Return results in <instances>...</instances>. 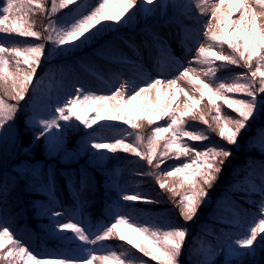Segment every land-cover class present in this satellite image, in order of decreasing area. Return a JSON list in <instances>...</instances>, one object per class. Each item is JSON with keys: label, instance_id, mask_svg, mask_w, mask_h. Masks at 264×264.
Here are the masks:
<instances>
[{"label": "snow or ice", "instance_id": "obj_1", "mask_svg": "<svg viewBox=\"0 0 264 264\" xmlns=\"http://www.w3.org/2000/svg\"><path fill=\"white\" fill-rule=\"evenodd\" d=\"M168 7L177 11L172 22L181 24L182 47L186 53H195L188 66H183L168 45L153 36L163 60L176 65V75L167 77L163 62L158 60L157 78L145 75L143 83H138L134 77L116 73L107 91L74 86V93H66L62 102L57 97L54 111L49 107L51 97L45 94L44 78L37 76L45 60L72 55L106 33L131 26L138 16L147 19ZM193 7L199 16L193 15ZM36 14L47 21L42 31H36L31 21ZM181 16L193 21L195 26L186 29L179 19ZM0 34H3L0 36V144L8 140L15 143L19 136L16 125L19 105L31 94V115L24 126L32 132V143L43 139L50 151H58L67 132L79 125L92 129L85 132L88 139L83 142L85 149L96 150L91 153V159L103 163L117 158L108 154L121 152L144 161L152 171L135 174L153 177L158 188L170 195L185 224L193 222L199 209L206 206L210 190L233 155L231 147L223 145L194 147L193 144L211 137L202 130L187 127L186 121L198 120L221 141L238 147L242 130L264 111V0H171L170 3L168 0H50V7L48 0H3ZM12 36L44 42L10 46L4 41ZM46 43L51 47L46 48ZM117 62L133 65V71H143L126 57L117 58ZM193 64L200 67H192ZM229 66L246 71L231 73ZM218 71L228 75L218 76ZM222 107L235 113V117L224 114ZM101 121L126 126L124 134L114 124H100ZM145 123L150 128L146 136L139 131ZM98 124L100 129L116 131V137L105 141L93 128ZM128 137L134 140L129 142ZM253 148L264 155V135H260ZM169 160L181 162L169 165ZM261 168L260 184L249 181L243 189L238 183L231 186L235 191H244L249 199L252 194H259L261 202L257 211L251 214V219H246L247 213L234 210L235 218L228 222L239 231L218 237L215 246L205 247L202 237L194 238V244L189 245V256L200 257L194 264L218 261L219 264H259L256 257L264 252V161ZM251 174L249 169L248 175ZM28 183L33 190L43 191L49 201L44 208L33 205L36 215L49 218L43 231L67 244L74 255L34 252L18 231L9 226L11 217L5 215L3 205L7 203L10 188L7 181H0V264H148V260L154 264H182L180 258L190 229L176 224L167 215L142 219L138 213L146 210L135 206L164 201L141 191L128 192L109 178L108 190L115 192V199L106 202L101 220L93 223L85 212L90 202L82 199L89 187L86 175L66 180V184H71L70 209L59 204L54 174L33 169ZM122 227L136 238L123 234ZM196 240L199 247L195 246ZM109 241L120 244L113 246ZM116 247L121 248L119 253Z\"/></svg>", "mask_w": 264, "mask_h": 264}, {"label": "rangeland", "instance_id": "obj_2", "mask_svg": "<svg viewBox=\"0 0 264 264\" xmlns=\"http://www.w3.org/2000/svg\"><path fill=\"white\" fill-rule=\"evenodd\" d=\"M168 2L170 3L171 0H168ZM178 2H182V0H178ZM192 11H194L193 12V13H195L194 15L199 16V12L195 8ZM63 12H66V10H63ZM63 12L58 14V15H62ZM141 17H143V16H138L137 21L135 23H133L131 26H129L126 31H124V28L122 27L117 32H110V33L104 34L100 39L97 40V41H101L99 45H95V42H96L95 41L90 46L82 48L81 50L75 52L72 55H68V56H64V57H52V58L47 59L43 62L42 66L38 69L37 76L44 78V91H45L46 95H49L51 97V100L49 101V107L53 111H54V108L57 104V97L58 96L61 98V102H62V98L64 97V95L66 93L67 94H73L74 93V90L71 89V87H68L67 80L69 81V79L71 77H74L77 75V66L74 65L75 60L79 61L81 59H84L85 61H87L90 59L89 57L81 58V57H77L76 55L81 56V53H83L85 51L94 52V51H96L97 47H99V46H103V45L105 46V45H107L109 43H113L115 41L118 43L120 40L124 39L125 37L126 38L129 37V38H132L134 40L133 43L131 44L134 46L133 48L137 47L138 50L147 51L146 55L150 56V54H151V56H153V59L156 58L157 61L160 60L161 62H163L164 67L166 69V67L169 64L174 65V63L171 61H165V60H163V58H160L161 56H159L160 55L159 50L155 47V42H154L153 38H151V40L142 39V37L139 34L140 32L150 31L153 28V30L156 31V33L158 34L157 37L160 38V41L162 43H166L168 45L172 55L175 56L178 60H180V62L183 66H185V67L188 66V62L190 60H192L195 53L194 52L186 53L184 48L181 46L182 43H180V45L178 44V49H175L174 47L172 48V44L175 43V41H176V39L174 38V35H176L178 33V27H179V23H177L178 24L177 25L175 22H172L175 18H177V11L171 7H168L164 11H160V12L149 17V18H152L151 21L154 20L156 22V23H154L153 26L143 25L141 28H138L136 26V24ZM54 19H55V17H54ZM179 19L182 21L183 24L192 25L194 23L193 21L188 20L187 18H184L182 16L179 17ZM200 19L203 20V19H206V17H200ZM37 20H38L37 25H39L40 19H37ZM45 23H46V19L42 20V25L40 26V29L43 30V26ZM190 29L191 28H189V30ZM0 36H3V34H0ZM103 37H105V39H102ZM6 40H10V37H8ZM201 40H203L202 36H201ZM42 42H44V41H41V43ZM135 42H137V43H135ZM145 42H147V44ZM127 43H129V41H127ZM189 43H190V41H189ZM48 47H51V45H48L46 43V48H48ZM103 48H105V47H103ZM192 67L199 68L200 66L193 64ZM145 69H144V71H146ZM147 69H149V66L147 67ZM166 71L167 70H165V72ZM139 73L140 74H138V76L136 78L138 83H143L142 77L145 75L149 76L150 78H157L160 76V73L157 70L155 73H152V74H145L143 72H139ZM66 75H67V77H66ZM174 75H176V71L170 72L166 76L171 77ZM64 76L66 77V88L64 87V88L60 89L59 88L60 87V81H62L61 78H64ZM80 78L81 77L76 78L74 80V82ZM74 82L72 84V87L74 85ZM82 84H83V82H81V85ZM49 86H50V90H49ZM181 86L186 87V85H184L183 82H181ZM107 89H108L107 87L104 88L102 90V92L107 91ZM32 99H33V96L30 94L26 98V101H22L19 105L20 111L16 115V125H17V128L19 130V136H18L19 139L20 138L22 139L23 135H26L27 130H28L27 127L24 126V121L31 115L30 104H31ZM206 103L207 102L205 101L204 104L206 105ZM261 119H262V117L259 118L258 124L254 125L255 128H260L259 123L262 121ZM61 123H63V122H61ZM100 124H114L116 128L121 130V132H120L121 135L124 134L123 130L126 128V126L121 125L118 122L101 121ZM146 125L147 124L145 123L144 126H146ZM94 126L98 128L100 136L103 137L105 139V141L112 140L117 135V132L113 131L111 129H108V128L100 129L99 124L94 125ZM143 127L141 129H143ZM261 127H263V126H261ZM255 128H254V130H255ZM262 130H264V129H262ZM262 130L260 131V134L258 135L257 140H255V143H257L259 141L260 135H264V131H262ZM127 131H132V130L127 129ZM18 138L16 139L15 143L17 142ZM127 139L129 140V142H131L134 140V137H128ZM251 139H253V140L244 141L245 143L243 144L242 140L240 138H238V146L240 145V147H238L239 150H237V148L235 146L236 151L241 152L242 145L244 147L252 146L251 142L254 143L255 138L252 137ZM79 142H80V140L77 139V136L74 134H71V131H69L66 134V140L63 144V147L58 151H50L46 147L43 140H42V142H39V143H43L44 147L46 149H48V156L50 158H58L61 164L73 166V165H78L80 163L79 158L83 152V150H80L79 153H76V150L79 148L77 146V143H79ZM14 144L12 143L11 140H8L5 143L0 144V149H1L0 155L2 153V155L0 157L1 164L4 161L5 157L7 156V154L9 153L11 146ZM213 144L223 145L224 147H231V149L233 148L232 146L227 145L226 142L221 141L219 139V137L217 136V134L214 136ZM207 145L208 144H199L196 147L202 148V147H205ZM79 146H80V143H79ZM36 154L37 153H35V155ZM128 156H130V155H128ZM229 161H231V160H229ZM122 162H125V166L127 168V172H123L124 184H127L126 188H125L126 191H128V192L141 191V192H144L145 194H147L149 196H151L150 190H152V187H154V188L157 187V189L159 191H161L158 188V186L155 184L153 177L138 176L135 174L137 172L152 171V169L149 168L144 161H140L139 158L131 156V158L124 159ZM228 162L225 164V168L227 167ZM93 163L95 164V161ZM79 165L82 166V164H79ZM12 167L13 166H11L8 169V173H9L8 174L9 175L8 181H9L10 192L7 196V203L5 205H3L5 215L11 217V219L9 221V226L11 228H13L14 230L23 229L27 233L26 236L27 235L30 236L32 234H30V232L26 230V227H27L26 223H24L22 225L15 224V220H16L17 216H16V211L14 208L18 205V203L22 199H21V193L19 191L20 187L17 188L19 177L16 176V173L14 172V169L12 170ZM252 168H253L252 170H254V172L258 173V176H255V177L253 176V178L251 180H247L246 185L248 184L249 181H253L256 184H259L261 181V178H260L261 177V171H262L261 166H259L258 163H255L252 166ZM36 169L42 170L45 172V170L43 168H41V166H38ZM46 173H48L49 175H51V174L55 175L53 165H51L47 168ZM115 174L117 175V173H115ZM143 178L146 179V181L148 179L149 188L151 187L149 190L150 193L149 192L146 193L145 189L143 190L141 187L135 186L136 181H138L139 179H143ZM87 179H88V183H89V187H88L89 190L88 191H90V192L87 195L83 194L82 199H85V200L90 202L88 207H86L85 212L87 213V219L89 221L95 223V222L101 220L97 216L98 207L96 205V199L94 198L96 190L91 185V181H92L91 176L87 177ZM243 179L246 180L245 177H243ZM149 180H151V181H149ZM148 184H147V187H145V188H148ZM57 187H58V183H56V189H57ZM162 193H163V195H165V197H166V195H168L167 192H162ZM42 195L44 196V198H39L38 195H34V196L29 197L27 199V201L28 202L32 201L33 203H35V205H37L38 208L47 207L49 204V201L46 200L47 198H46V195L44 192ZM163 195H162V197H164ZM213 195H214L213 191L210 190V192H209L210 200L214 199ZM71 198H72V196H71ZM164 198H162V199H164ZM162 199L160 198V200H162ZM122 203H132V202H122ZM170 203L171 204H170L169 208H166V209H168L171 213H173V215H171V217L169 215V212L166 213V212H163L160 210L152 209V207L162 206L160 204H144V203H138L137 204L136 203L135 206L138 209L146 210L144 212L138 213V215H140L142 219L147 218L149 220H152L155 217L167 215L173 221H175L176 224H178L180 226L187 227L189 229H192V223L193 222H189L188 224H185L184 221L179 217L178 207L173 203V201ZM60 205H62L64 208H68V206L66 204L60 203ZM145 205H148L149 208H151V209L145 208L146 207ZM210 208H213V211H212L213 214L214 213L219 214V212H220L221 215L223 214L227 220L232 219L234 217V215H233L234 210H238L239 212H241V207L239 206V204L233 200L228 199V198H225V199L219 198V199L213 200L210 204ZM68 209H70V208H68ZM103 209L104 208L100 209L101 213H102ZM208 209H209V207H207L205 211H207ZM199 211L202 212V209L200 208ZM217 211H219V212H217ZM33 217H35V218H41V217L48 218L47 216H38V215H36L35 212L33 214ZM219 230L220 231H218V229L212 225H208L207 227H204L203 224H200V226H198L196 228V230L193 229L192 232H190L188 235L187 242H186L185 247H184V253L180 258L181 262L182 263L193 262V264H194V261L196 259L200 258V257H196V256H189V245L194 244V238L202 237L203 243L205 241H208V243L209 242L214 243L213 246H215L217 243L218 237L223 238L224 234H226V233H235V232L239 231L237 229L228 230L224 227H219ZM120 231L123 234H125L126 236H128L129 238H132V239L136 238L135 234L129 233L123 227L120 229ZM205 233H211V235H207ZM69 235H71V234L69 233ZM41 236L44 239L52 238L51 236H48L46 233H42ZM29 239L25 240L24 242L36 253H41V254L47 253V254H51L53 256L58 255V254L74 255V253L69 250V246L67 244H65L64 242L58 241L55 238H54V240L56 241L57 245L54 248L48 247L45 245L38 246L36 242H34V241L31 242ZM114 242L116 243V244H114L115 246L120 244L119 241H114ZM195 246L199 247V240H196ZM124 247L127 248L128 245H124ZM117 250H118V248H117ZM138 256H140L139 253H138ZM141 258L148 260V258H144V257H141ZM221 259H223V257H221ZM263 260H264V258H263ZM148 264H154V262L151 260H148ZM217 264H219V261L217 262Z\"/></svg>", "mask_w": 264, "mask_h": 264}, {"label": "trees", "instance_id": "obj_3", "mask_svg": "<svg viewBox=\"0 0 264 264\" xmlns=\"http://www.w3.org/2000/svg\"><path fill=\"white\" fill-rule=\"evenodd\" d=\"M37 19H40V14H36L34 16L31 17V21H34V29L36 31H40L39 28L37 27V22L38 20ZM18 37V36H17ZM19 40L21 39V37H18ZM31 39V38H29ZM229 67H232V66H229ZM9 103H12V101H8ZM222 112H224V114L226 115H231L233 117H235V113H231L226 107H222ZM207 118L209 120H211V115L209 114H206ZM78 124V123H76ZM195 126H197L198 130H202L205 134L209 135L211 137V135L214 133V131H211V130H208V128H206V125H204L203 123L199 122L198 120L194 122ZM147 126V125H146ZM146 126L143 127V129H140L141 131V134L142 135H148L150 134V132L147 130ZM243 131V130H242ZM85 132H90L89 129H83V126H79L77 129L75 130H71V134H74L76 136L80 135V141L81 144L87 140L88 138L84 135ZM25 136V137H24ZM43 139L39 140V141H36L35 143H32V132L31 130H27V133L26 135H23V138L21 139L20 138V142H21V153L22 156L25 155L26 157H29V156H35V153L36 156H41V157H45L46 156V151H45V147L43 145V143H39V142H42ZM23 141V142H22ZM39 143V144H38ZM23 144V145H22ZM74 144V143H73ZM84 145V143H83ZM232 152H233V155L231 158H235L236 161H238L239 163H242V161H244L243 163H246V157H247V154L251 153V152H248V153H243L242 152H237L236 151V148L235 146H232ZM27 149V151L25 150ZM1 150V149H0ZM96 150H90V149H85V152H84V160L86 161H91V153L95 152ZM253 152V151H252ZM2 154V153H1ZM1 157V155H0ZM183 158V157H182ZM181 158V159H182ZM171 162H180V160H169ZM105 162V161H104ZM103 162V163H104ZM23 170H27V167H22L20 168V171H23ZM226 173V168L224 166V171L220 174V177ZM237 177V175L235 176ZM220 181V180H219ZM215 182L214 183V186L213 188L211 189L212 191L214 190L216 184L219 182ZM151 188V187H150ZM151 197H153L154 199H162L165 197V195H163V193L161 191H159L156 187H152V190H151ZM162 195L164 197H162ZM178 199V198H177ZM162 201H164L163 203H159L160 205H162L164 208H169V204H171L170 202H172V198L170 197V195H166V197L164 199H162ZM252 201H256L255 200H252ZM251 206H253V208H257V202L255 204H253L251 202ZM219 221H223L221 219H219ZM114 243V242H113ZM116 244V243H115ZM134 251V250H133ZM136 255L138 256V253H136ZM263 258H264V252H261L257 255L256 257V260L259 262V264H262L263 263Z\"/></svg>", "mask_w": 264, "mask_h": 264}, {"label": "bare ground", "instance_id": "obj_4", "mask_svg": "<svg viewBox=\"0 0 264 264\" xmlns=\"http://www.w3.org/2000/svg\"><path fill=\"white\" fill-rule=\"evenodd\" d=\"M109 52H106V54L104 55V56H102V57H111V56H113V54H108ZM114 54H115V52H113ZM131 74V73H130ZM127 77H129V74L128 75H126ZM131 77H133V75L131 74L130 75ZM103 87H105V86H103ZM106 87H107V85H106ZM88 89H91L92 90V86H90ZM92 91H94V90H92ZM96 92V91H95Z\"/></svg>", "mask_w": 264, "mask_h": 264}]
</instances>
